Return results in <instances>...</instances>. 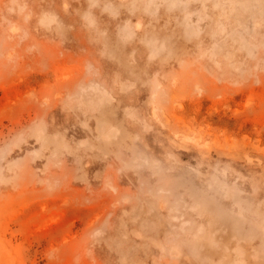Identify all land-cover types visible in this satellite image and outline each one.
I'll return each mask as SVG.
<instances>
[{
  "label": "rangeland",
  "instance_id": "374dc122",
  "mask_svg": "<svg viewBox=\"0 0 264 264\" xmlns=\"http://www.w3.org/2000/svg\"><path fill=\"white\" fill-rule=\"evenodd\" d=\"M0 264H264V0H0Z\"/></svg>",
  "mask_w": 264,
  "mask_h": 264
}]
</instances>
